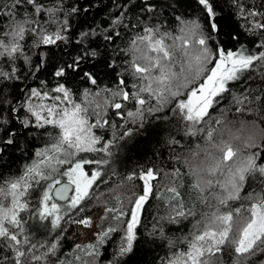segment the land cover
Returning <instances> with one entry per match:
<instances>
[{"label": "snow or ice", "instance_id": "snow-or-ice-1", "mask_svg": "<svg viewBox=\"0 0 264 264\" xmlns=\"http://www.w3.org/2000/svg\"><path fill=\"white\" fill-rule=\"evenodd\" d=\"M195 2L200 6L204 18L208 20L211 31L218 32L215 20L220 4L217 0ZM232 4L238 9V15L248 21L249 32L255 33L259 30L264 33V0H259V4L232 0ZM158 7L152 0H143L141 3L145 13H153ZM88 10L83 9L85 13ZM79 11L81 8L77 6L66 9L64 0H12L6 11L0 8V17L7 20V26L0 25V86L3 82L19 80L22 66L32 65V57L27 51L43 47L48 48V53L42 54L35 68L38 71L47 70V64V67L52 69L50 74L56 82L55 87L48 90H45L48 82H44L41 88L25 87L21 93V102L9 105L7 109L0 106V131L8 136V139L0 140L3 143L0 154L9 146H15L16 137L21 134L6 127L13 117L19 120L20 127L24 130L32 127L45 132L49 127L55 130V135L35 154V162L26 166L21 176L8 180L6 186L0 184V251L7 248L12 257H0L5 264H31L32 261L39 264L48 254L54 255L56 252L57 243H52L47 253L36 255L33 250L37 245L31 242L29 236L23 235V240L20 238L24 233L20 213L28 208L27 196L33 184L43 190L40 201L42 209L37 212L39 219L48 221L51 228L56 229L61 226L63 217L59 214L61 206L53 202L54 197L66 201L69 209L83 211L82 202H86L95 194L93 186L103 183V173L100 169L102 165L108 164L109 160L103 157L87 159L83 154L112 155L110 147L113 141L98 135L106 126H116L108 116L109 109L114 110L116 118L125 123L136 124L139 128L143 126L146 113H160L167 105L174 104L175 107L169 110L184 122L185 135L200 138L201 134L206 133V147L200 149L204 159L197 167L191 169L190 174L196 178V182L188 186L192 192L197 193L196 199L201 205H209L210 201L215 200L218 206H226L229 201L241 199V191L250 176L259 174L264 177V150L242 155L241 149L234 150L223 139L224 131L231 134L230 129L205 127L211 118L209 110H214L215 106L228 98L226 94L230 93V82L240 81L246 71L255 67L254 62L264 61V51L251 53L242 48L233 52L217 46L215 53L218 59L205 73L204 66L212 59V52L208 48L210 36L204 35L197 22H192L188 28L190 36L195 37L193 44L199 46L194 57L192 50L187 47L188 38L183 40L178 50L175 38L173 43H165L170 35L168 32H161L156 26L145 25L130 41V50L134 56L130 62L131 76L140 81L138 85L132 86L136 91L129 90L126 79L120 77L116 91L99 89L93 93L85 89L82 93L84 100L88 101V105H94L89 107L85 105L84 100L76 96L67 83L70 79L79 77L81 82L98 88L96 64L89 63L98 54L92 47L94 41L91 37L96 35L95 31L90 29L80 32L78 40L73 33V43L80 51L71 60L57 56L53 50L60 49L61 44L67 47L69 37L65 33L70 27L67 17ZM61 15L65 16L64 20L59 19ZM121 15L111 21L109 27L113 30L104 36L105 41L114 43V37L119 38L120 34L115 28L124 26ZM139 24L140 18H137V25ZM28 41H31L30 45ZM258 47L264 49V41H261ZM177 64L180 65L179 73L174 71ZM108 67L112 65L109 64ZM202 73L205 75L203 82L193 84L189 88L188 85ZM182 89L187 91L182 93ZM104 92L108 93V99H93L100 97ZM116 97H119V102H116ZM255 99L259 100L264 108V98ZM153 100L156 101L155 107H146L151 105ZM244 100H247V97ZM244 100L233 97V102L237 104L244 103ZM245 110L236 108L241 114ZM5 111L8 113L6 118ZM20 113H23L22 119ZM155 118L160 119V116L156 115ZM215 123L220 124L221 121L216 120ZM132 131L133 129L129 128L122 136H129ZM218 131L221 139L213 142L214 133ZM171 143L179 144V141L173 140ZM253 146L260 148L250 139L245 148ZM192 155L196 157L198 153L194 152ZM258 160L261 162L257 163ZM64 165L67 167L62 168ZM89 165H95V170H86ZM57 176L66 177L67 182L62 183V179H57ZM133 178L134 176L128 177L129 180ZM154 178L152 169L141 173L139 179L143 181L142 194L136 197L127 212L124 211L123 205L119 209H105L106 217L122 227H108L102 230L98 234L100 243L108 240L112 233L119 234L123 231L114 259L109 261V264H121L120 258L132 253L134 243H138L137 228L142 224L140 213L145 204L150 202V198L156 196L150 183ZM42 181L44 183H41ZM69 192L74 194L70 196ZM167 192L171 194V199L166 201L171 211L167 217H161L160 220L170 225H180L190 218L194 219L198 214L201 220H197L193 235L183 238L187 240L183 251L178 248L179 238L169 239L162 225H153V231L149 234L153 242L157 239L165 241L168 249L160 264H217V254L225 247L233 249L237 254V264H243L247 257L255 252H264V196L257 194L253 197L249 194L248 199H255L248 209L249 215L234 220L233 211L221 214L218 207L216 211L198 213L195 204L186 206L185 198L190 197L189 192L182 194L177 187L168 188ZM205 192L208 195H204ZM160 199L163 200L164 197L161 196ZM235 213L239 214L240 209H235ZM77 222L85 226L91 224V220L87 218ZM197 232L199 234H196ZM22 243L27 246L23 250ZM79 247L77 245V248ZM87 247L92 249L88 253L89 256H99L94 245Z\"/></svg>", "mask_w": 264, "mask_h": 264}, {"label": "trees", "instance_id": "trees-1", "mask_svg": "<svg viewBox=\"0 0 264 264\" xmlns=\"http://www.w3.org/2000/svg\"><path fill=\"white\" fill-rule=\"evenodd\" d=\"M142 2L143 0H64L66 9L77 6L81 8V11L67 17L70 27L65 35L69 37V40L67 47L61 44L60 49H53L57 56L71 60L78 54L80 49L73 43V33L77 40L82 31L91 29L96 33L91 39L94 41L92 47L98 54L89 63L96 64L98 88L87 82H81L79 77L70 79L67 83V86L74 90L80 100H84L82 93L85 89H89L93 93L99 89L116 91L120 77L126 79L129 90L136 91L132 86L133 84L138 85L140 81L131 76L130 62L134 56L130 50V41L145 25L156 26L160 28L161 32H168L170 35L165 43L171 44L175 38L178 50L183 40L188 38L187 47L192 50L194 57L199 46L193 44L195 37L190 36L188 28L192 22H197L204 35L210 36L208 48L212 52V59L204 66L205 73L214 66V61L218 58L215 53L217 46L233 52L242 48L251 53L264 51L258 47L261 41H264V33L259 30L255 33L247 30L248 21L238 15V9L233 6L232 0H217L220 4L215 20L219 28L218 32H212L208 27V20L204 18L200 6L195 0H179V3L177 0H152V3L159 5L153 13H145L141 8ZM11 3L12 0H0V8L6 11ZM246 3L259 4V0H246ZM84 8L89 9L87 13L83 11ZM117 15H121L124 25L115 28V31L120 34L119 38L114 37V43L105 41L104 36L108 31L113 30L109 25ZM177 17L181 19L177 20ZM137 18H140L139 25H137ZM59 19L64 20L65 16L61 15ZM0 25L7 26V20L0 17ZM133 25L137 27L133 28ZM106 29L107 31H105ZM28 44L30 45L31 41H28ZM44 53H48L47 47L31 48L27 51V54L32 57V65L22 66L19 80L2 83L0 106L7 109L9 105L21 102V93L25 87L41 88L44 82H48L45 90L55 87L56 82L50 74L52 69L48 68L47 64H45L47 70L38 71L35 68ZM177 59H180L179 55ZM109 64L112 67H108ZM254 64L255 67L246 71L240 81L230 82V93L226 94L228 98L215 106L214 110H209L211 118L208 125L205 126L217 130L230 129L231 134L224 131L223 139L234 150L241 149L242 155L264 150V108H262L261 102L255 99V97L264 98V61L254 62ZM179 70L180 65L177 64L174 71L179 73ZM199 77V79L195 78L188 87L193 86L195 81L199 83L205 77L204 73ZM186 90L182 89L181 91L183 93ZM233 97L240 100L247 97V100L237 104L233 102ZM108 98L107 92L102 93L100 97H93L96 101ZM115 100L119 102V97H116ZM35 102L39 103L40 101ZM45 103L49 102L45 101ZM84 103L88 105V101L84 100ZM155 105L156 101L153 100L151 105H146V107H155ZM88 106L93 107L94 105ZM173 107H175L174 104H169L160 113L151 115L146 113L143 126L139 128L136 124L125 123V121L116 118L113 114L114 110H108V116L116 126H106L104 130L98 132V135L106 136L107 139L113 141L110 147L112 155L83 154L87 159L103 157L109 160V163L102 165L100 169L103 173V183L93 186L95 194L86 202H82L83 211L60 210L59 214L63 219L59 228L52 229L48 221L39 219L37 212L42 209L40 201L43 190L33 184L27 196L28 208L20 213L24 227V233L20 238L23 240V235L29 236L31 242L37 245L33 250L36 255L47 253L51 244L57 243L55 254H48L46 259L40 261L39 264H109V261L114 259V253L120 244L123 231H120L119 234L112 233L108 240L102 244L98 236L85 244H76L74 238L79 233L80 225L77 221L87 218L102 208L115 207L119 209L123 205L124 211L127 212L133 206L136 197L142 194L143 183L139 176L148 169H152L155 175L151 184L156 196L150 198V202L146 203L144 210L141 211L142 224L137 228L138 243H134L132 253L120 258L121 264H160L168 249L165 241L157 239L153 242L149 235L153 231L154 224L157 227L162 225L169 239L177 240L179 238L178 248L180 250L183 251L186 248L187 240L183 238L192 236V233L189 235L192 229L191 225L197 217L201 218V216L198 214L194 219L190 218L180 225H170L166 221L160 220L161 217H167L171 211L166 203L171 199V194L167 192L168 188L177 187L182 194L189 192L190 197L185 198V204L189 207L195 204L198 213L217 210L219 207V212L233 211L234 220L249 215L248 209L255 199H248V196L249 194H252L253 197L257 194L264 196V177L259 174L250 176L241 191V199L229 201L226 206H218L215 200L210 201L209 205H201L196 199L197 193L192 192L188 186L196 182V178L190 174L191 169L197 167L199 162L204 159L200 149L206 147V133L201 134L200 138L185 135L184 122L169 110ZM237 107L246 110L241 114L236 111ZM7 115L8 113L5 111V118ZM156 115H159L160 119H156ZM20 117L23 118V113H20ZM216 120L221 123L216 124ZM6 127L12 131H19L21 134L16 137L15 146H9L6 151L0 154V184L4 186L8 180L21 176L25 167L35 162L37 158L35 154L42 150L55 135V130L51 127L47 132L35 127L24 130L20 127L19 120L14 117ZM129 128L133 129L132 133L129 136H122ZM6 139H8L7 134L0 131V140ZM220 139V132L214 133L213 142H218ZM250 139L260 148L255 146L245 148ZM173 140L179 141V144L171 143ZM0 148H3L2 142H0ZM194 152L198 153L196 157L192 155ZM260 162L257 161V163ZM61 167L66 168L67 165ZM87 169L95 170V165L86 166ZM177 172H179V176H177ZM129 176H134V178L129 180ZM58 177L56 178L67 181L66 177ZM204 195H208V193L205 192ZM161 196L164 197L163 200L160 199ZM22 202L24 201L22 200ZM53 202L57 203L58 201L53 200ZM59 205L63 206L64 204L59 203ZM237 208L240 209L239 214L235 213ZM108 227L122 226L107 218L104 210L103 217L98 221L97 231L100 233ZM200 227L202 230L203 225ZM90 244L95 246L99 256L88 255L92 251L87 247ZM77 245L80 247L77 248ZM26 247L23 243L21 244L22 250ZM4 256L12 258L7 248L0 251V257ZM237 259V254L228 247L217 254V264H237ZM0 264H5V262L0 260ZM31 264H37V262L32 261ZM243 264H264V252H255L254 255L248 256Z\"/></svg>", "mask_w": 264, "mask_h": 264}, {"label": "rangeland", "instance_id": "rangeland-1", "mask_svg": "<svg viewBox=\"0 0 264 264\" xmlns=\"http://www.w3.org/2000/svg\"><path fill=\"white\" fill-rule=\"evenodd\" d=\"M218 59V58H217ZM200 77H198L199 79ZM205 78V77H204ZM204 78L201 79V82H203ZM198 81H195L194 84H199L197 83ZM140 83V82H139ZM192 87V86H191ZM190 87V88H191ZM187 91V90H186ZM59 178V177H58ZM143 183V181H142ZM151 183V181H150ZM74 193H71V195H73ZM255 201H253L252 203H254ZM58 203V202H57ZM60 204H64L63 206H61V210H69V206H68V203L67 202H59ZM58 203V204H59ZM250 208V207H249ZM104 210L105 208H102V209H99V210H96L95 212H93L92 214H90L87 219H90L91 220V224L90 225H87L85 226L84 224H81L79 225L78 227V235L74 238V242L77 244V243H80V244H85L89 241H92L94 238H96L98 236V229H97V224H98V221L103 217V214H104ZM211 211H216L215 209L214 210H211ZM209 211V212H211ZM221 214H224L226 212H220ZM197 220H201L200 217H197L196 220L193 221L192 223V229L190 230V233L189 235H193V231L195 229V225H196V222ZM201 225H203V223H201ZM203 229V228H202ZM182 251V250H181Z\"/></svg>", "mask_w": 264, "mask_h": 264}, {"label": "water", "instance_id": "water-1", "mask_svg": "<svg viewBox=\"0 0 264 264\" xmlns=\"http://www.w3.org/2000/svg\"><path fill=\"white\" fill-rule=\"evenodd\" d=\"M67 181H62V183H66ZM59 187V186H58ZM72 192H69V195H71ZM54 200L58 201V202H66V201H62L60 200L58 197H54Z\"/></svg>", "mask_w": 264, "mask_h": 264}, {"label": "bare ground", "instance_id": "bare-ground-1", "mask_svg": "<svg viewBox=\"0 0 264 264\" xmlns=\"http://www.w3.org/2000/svg\"><path fill=\"white\" fill-rule=\"evenodd\" d=\"M76 214V213H75Z\"/></svg>", "mask_w": 264, "mask_h": 264}]
</instances>
